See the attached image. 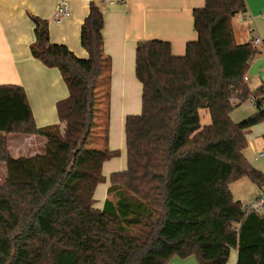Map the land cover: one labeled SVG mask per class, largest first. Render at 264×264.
Instances as JSON below:
<instances>
[{
	"label": "trees",
	"instance_id": "trees-1",
	"mask_svg": "<svg viewBox=\"0 0 264 264\" xmlns=\"http://www.w3.org/2000/svg\"><path fill=\"white\" fill-rule=\"evenodd\" d=\"M246 13L245 0H205L193 13L198 38L185 56L165 41L138 42L142 112L126 119L127 169L110 176L103 209L95 208V190L106 182L103 164L119 152L86 145L102 113L104 71L111 98L104 14L90 3L80 33L85 59L52 42L48 21L32 17L31 54L60 71L69 95L57 103L60 123L39 127L26 90L0 85V163L8 172L0 186V264H147L158 243L192 247L198 264H228L232 251L236 264H264V213H246L230 189L244 178L264 188V174L244 154L264 110L240 122L231 116L264 94V85L252 89L245 80L258 51L235 37L233 21ZM11 134L45 138L46 153L13 158Z\"/></svg>",
	"mask_w": 264,
	"mask_h": 264
},
{
	"label": "crops",
	"instance_id": "crops-1",
	"mask_svg": "<svg viewBox=\"0 0 264 264\" xmlns=\"http://www.w3.org/2000/svg\"><path fill=\"white\" fill-rule=\"evenodd\" d=\"M61 1L0 0V85H19L26 90L39 127L59 124L57 103L67 98L69 91L58 69L48 68L32 56L31 46L35 42L32 17L48 21L52 42L65 44L76 56L85 59L88 53L81 46V26L89 13L90 3L100 7L104 14V54L111 61L110 125L123 132V153L118 151L117 157L103 164L102 173L106 182L95 190V208L103 209L108 198L110 176L127 169L126 119L142 112L143 87L135 72L137 44L144 40L165 41L171 44L175 56H185L187 44L198 38L193 13L204 7L205 0H65L70 5L71 16L56 24L53 17ZM245 2L247 13L238 17V28L234 21L233 26L238 44H253L256 38L262 40L261 45L253 44L258 52L247 75L248 82L255 83L253 89H258L264 85V0ZM261 135L264 138V134ZM27 138L34 140L39 137ZM255 149L256 142L249 140L245 151L254 152ZM260 151L251 158V162L248 161L264 174V155L261 156L264 151ZM15 153L12 156L19 158V153ZM120 154L124 158L118 165L116 162ZM113 164L117 165L114 168L117 170L110 168ZM230 189L234 200L242 203L251 195L256 198L260 190L247 178L231 184ZM236 253H231V264L237 263ZM154 256V260L147 264H198L192 247L185 245L174 249L158 243Z\"/></svg>",
	"mask_w": 264,
	"mask_h": 264
},
{
	"label": "rangeland",
	"instance_id": "rangeland-1",
	"mask_svg": "<svg viewBox=\"0 0 264 264\" xmlns=\"http://www.w3.org/2000/svg\"><path fill=\"white\" fill-rule=\"evenodd\" d=\"M240 15H238L235 19H234V25L238 28L239 25H237L238 23V17ZM250 86L253 88H255V83L254 81H251ZM109 93H108V80L105 76V71L103 73V75L101 76L99 83H98V88H97V98H98V103L100 108L102 109L101 112L102 113H98L97 115V120L96 123L92 129V134L90 136V139L88 141V144L86 145V147L88 149H100V150H105V149H115L117 151H119L120 153H123L122 151V145H123V132L121 131L120 128L118 127H111L110 125V116L108 115V113H111V98L108 99ZM110 102V104H109ZM110 106V110L108 109ZM105 107V109H104ZM256 112L255 107L249 103V102H245L244 104H242L240 107H238L233 113H232V119L235 122H240L246 118H248L249 116H251L252 114H254ZM109 113V114H110ZM210 122V117L209 114L207 112H202V123L208 124ZM61 127H63V125H61ZM113 131H112V130ZM260 131V132H259ZM261 134H264V122L254 126L249 134L247 135L248 138V142L249 140H252L254 142H256V149L254 152L252 151H245L244 154L246 155V157H248V160L251 162V158L256 154V156L259 154V151H264L263 148V137ZM108 137V139H107ZM9 139V147H10V151H11V155L14 154L15 156V152H18V156L19 158L23 157V158H30V157H34L37 155H44L46 153V148L48 145V142L45 138H35L34 140L32 138H25V136H18V135H14L11 134L8 136ZM20 140V141H19ZM23 140V141H21ZM15 150V151H14ZM260 151V152H261ZM13 157V156H12ZM15 158V157H13ZM124 155L119 156V158H117V162L118 165H120L121 159L123 161ZM264 160V158H262ZM116 164H113L112 166H110L111 169L116 168ZM117 170V169H114ZM114 172V171H113ZM7 176H8V172H7V167L5 163H0V186L3 185L6 180H7ZM259 190V189H258ZM244 193H246V191H244ZM259 193V191L257 192ZM255 195H251L250 199H243V203H251L255 197H253ZM249 198V195L248 197ZM141 234V238L140 240L145 239L146 237V233L142 232ZM232 253H234V251H232ZM237 255V253H236ZM232 263V258L231 261L229 262V264Z\"/></svg>",
	"mask_w": 264,
	"mask_h": 264
},
{
	"label": "built area",
	"instance_id": "built-area-1",
	"mask_svg": "<svg viewBox=\"0 0 264 264\" xmlns=\"http://www.w3.org/2000/svg\"><path fill=\"white\" fill-rule=\"evenodd\" d=\"M70 16H71L70 5L65 0H62L58 4L55 10L53 20L56 24H61L63 20L69 18ZM253 44L255 46L261 45L262 40L260 38H256L253 41ZM245 80L248 82L249 78L246 76ZM248 102L251 103L255 107L256 110L257 108L264 110V94L260 96H251ZM263 155L264 154H261V156ZM243 207L246 213H249L251 211L264 213V188L259 190V193L257 194L256 198L251 203L249 204L243 203Z\"/></svg>",
	"mask_w": 264,
	"mask_h": 264
}]
</instances>
